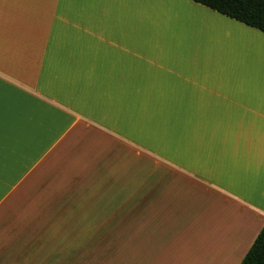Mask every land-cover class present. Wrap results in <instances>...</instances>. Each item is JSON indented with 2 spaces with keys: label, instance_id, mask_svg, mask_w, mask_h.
<instances>
[{
  "label": "crops",
  "instance_id": "1",
  "mask_svg": "<svg viewBox=\"0 0 264 264\" xmlns=\"http://www.w3.org/2000/svg\"><path fill=\"white\" fill-rule=\"evenodd\" d=\"M262 86L264 34L192 0H0V264H173L229 210L246 255Z\"/></svg>",
  "mask_w": 264,
  "mask_h": 264
},
{
  "label": "rangeland",
  "instance_id": "2",
  "mask_svg": "<svg viewBox=\"0 0 264 264\" xmlns=\"http://www.w3.org/2000/svg\"><path fill=\"white\" fill-rule=\"evenodd\" d=\"M264 89V86H262ZM258 186H253L252 191L255 193ZM210 204V203H207ZM225 210L223 207L215 206L214 204L206 205L204 208H199V211L210 217L214 211L217 210L218 214ZM192 209H189L191 211ZM212 211V213H210ZM226 212V213H225ZM222 216L218 218L230 217V221L225 225L231 227H225L222 233L211 234L215 223L210 225H199L203 227V230L192 233L189 237L182 236L179 241V247L173 246L168 249L166 257L169 258L170 254L173 258V264H241L245 255V248L250 242V235L248 233V223L246 224L248 217L244 212H232L225 211ZM188 217V213L186 215ZM201 217V216H198ZM245 235V237H244ZM239 237L242 241H239Z\"/></svg>",
  "mask_w": 264,
  "mask_h": 264
},
{
  "label": "trees",
  "instance_id": "3",
  "mask_svg": "<svg viewBox=\"0 0 264 264\" xmlns=\"http://www.w3.org/2000/svg\"><path fill=\"white\" fill-rule=\"evenodd\" d=\"M264 34V0H192ZM241 264H264V226Z\"/></svg>",
  "mask_w": 264,
  "mask_h": 264
}]
</instances>
